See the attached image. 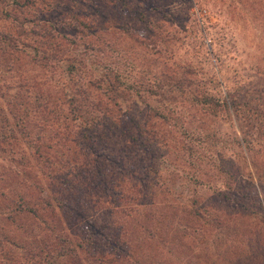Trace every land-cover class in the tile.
<instances>
[{"label":"rangeland","instance_id":"obj_1","mask_svg":"<svg viewBox=\"0 0 264 264\" xmlns=\"http://www.w3.org/2000/svg\"><path fill=\"white\" fill-rule=\"evenodd\" d=\"M12 1L0 264H264V0Z\"/></svg>","mask_w":264,"mask_h":264},{"label":"trees","instance_id":"obj_2","mask_svg":"<svg viewBox=\"0 0 264 264\" xmlns=\"http://www.w3.org/2000/svg\"><path fill=\"white\" fill-rule=\"evenodd\" d=\"M12 2H17V0H13ZM28 2H29V0H23V4L24 5H22V6H26ZM46 58H50V59L56 60V61H61V60H66L67 57H60V55L57 56L54 53L52 55L51 54L47 55ZM66 67H67L68 71H72L73 70L72 61L67 62L66 63ZM160 82H163V81L160 79ZM170 83H173L172 87L176 88L180 93H184L185 92L184 89L180 86V83H178L176 80H173V82L169 81V84ZM169 84H168V86H169ZM108 90L111 91V94H112L113 97L115 95H117L118 88L114 87L113 85L108 84ZM147 90H150V89H147ZM191 99L193 100V102L196 101V102H199L201 104H211V105L214 104V105H218V106L220 105V106H223L225 109H227L229 107V103L226 102V100L217 101V98L214 95H212L210 93H207V92H204L203 94H199V95H192ZM135 136H137V135L129 134V137L131 139H136ZM202 209H203V207H202ZM18 210H22L23 212L26 211V212H29V213L34 212V209L32 207L27 206V205H22V208H20ZM9 218H11V217H9Z\"/></svg>","mask_w":264,"mask_h":264}]
</instances>
